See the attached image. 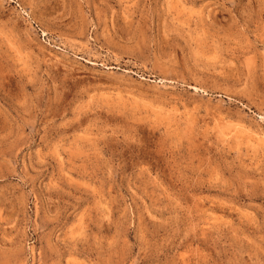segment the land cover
Instances as JSON below:
<instances>
[{"label": "rangeland", "instance_id": "rangeland-1", "mask_svg": "<svg viewBox=\"0 0 264 264\" xmlns=\"http://www.w3.org/2000/svg\"><path fill=\"white\" fill-rule=\"evenodd\" d=\"M0 264H264V0H0Z\"/></svg>", "mask_w": 264, "mask_h": 264}]
</instances>
